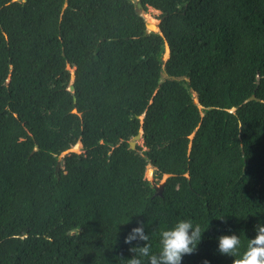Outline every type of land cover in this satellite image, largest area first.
<instances>
[{
  "label": "trees",
  "instance_id": "obj_1",
  "mask_svg": "<svg viewBox=\"0 0 264 264\" xmlns=\"http://www.w3.org/2000/svg\"><path fill=\"white\" fill-rule=\"evenodd\" d=\"M135 1L0 0V264H126L137 220L232 264L264 223V0Z\"/></svg>",
  "mask_w": 264,
  "mask_h": 264
},
{
  "label": "clouds",
  "instance_id": "obj_2",
  "mask_svg": "<svg viewBox=\"0 0 264 264\" xmlns=\"http://www.w3.org/2000/svg\"><path fill=\"white\" fill-rule=\"evenodd\" d=\"M136 224L124 236L123 242L130 246L128 251L133 254L131 258L125 259L126 264H142V257L148 258V264H181L183 256L197 250L205 232H202L199 224L194 226L190 220H180L159 232L160 250L153 253L144 222L137 220ZM254 232L255 235L248 238L244 251L239 254L240 236L234 232L217 236L219 253L233 257L232 264H264V223L258 222ZM204 264H208V261L205 260Z\"/></svg>",
  "mask_w": 264,
  "mask_h": 264
},
{
  "label": "water",
  "instance_id": "obj_3",
  "mask_svg": "<svg viewBox=\"0 0 264 264\" xmlns=\"http://www.w3.org/2000/svg\"><path fill=\"white\" fill-rule=\"evenodd\" d=\"M135 9H136V10H138V9H142V5H141V3H140L139 0H136V1H135ZM159 21H160V18L157 19V23L153 24V27H152V28H150V27L148 26L147 21H145V27H146L147 31H150V30H151V31H157V30H158V28H157V24H158ZM165 50H167V54H166L165 56L163 55V59H165V58L168 56V47H167V44H165ZM164 52H165V51H164ZM72 89H73V86H72V85H69V86H68V90L72 91ZM247 99H248V100H250V99L259 100L257 97L254 96V94H251ZM140 135H141V130H139V131L137 132V134L134 135V136L128 141V145H129L130 148H134L135 144H136L137 141L140 139ZM33 144L35 145V141H33ZM69 151H71L70 148H69V149H66V150L63 151V152L61 153V155L58 157V162L56 163V166H55L56 169H57V167L59 166V162H60V160H61V156L64 155V154H66V153L69 152ZM164 175H165V177H167V174H164ZM163 183H164V181H163ZM163 183H162L161 185H159V186L152 184L153 187H154V189H155L154 195H161V190H162V185H163Z\"/></svg>",
  "mask_w": 264,
  "mask_h": 264
},
{
  "label": "rangeland",
  "instance_id": "obj_4",
  "mask_svg": "<svg viewBox=\"0 0 264 264\" xmlns=\"http://www.w3.org/2000/svg\"><path fill=\"white\" fill-rule=\"evenodd\" d=\"M137 11L142 15V17L144 18L145 21H148V16H149V17H151L153 19L154 24L157 23V15H158V11L157 10H155V9H153L151 7H147L145 10L138 9ZM166 54H167V50H165L163 55L165 56ZM163 76L164 75L162 73V77ZM141 143H142V141H141V138H140L137 141V144L140 145ZM77 144H78L77 146L71 147L70 150L74 151V152H79L81 145H80L79 142H77ZM148 166H150V165L148 164L145 167V173H144L145 178L150 180L152 182V184H154V185H157V186L161 185L163 183V181H164L165 175H162L161 178L155 182V179H153V177H152L153 176V172H154V168H152V170L150 171V174L148 175L146 173Z\"/></svg>",
  "mask_w": 264,
  "mask_h": 264
},
{
  "label": "bare ground",
  "instance_id": "obj_5",
  "mask_svg": "<svg viewBox=\"0 0 264 264\" xmlns=\"http://www.w3.org/2000/svg\"><path fill=\"white\" fill-rule=\"evenodd\" d=\"M148 20L153 21V19H151L149 16H148ZM153 24H154V23H151V22H150V23H148V26H149L150 28H152V27H153ZM76 146H77V145H76Z\"/></svg>",
  "mask_w": 264,
  "mask_h": 264
}]
</instances>
